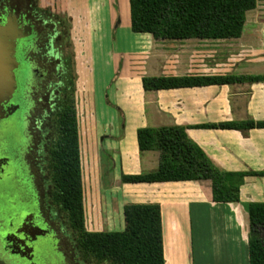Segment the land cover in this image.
Wrapping results in <instances>:
<instances>
[{
    "label": "crops",
    "instance_id": "1",
    "mask_svg": "<svg viewBox=\"0 0 264 264\" xmlns=\"http://www.w3.org/2000/svg\"><path fill=\"white\" fill-rule=\"evenodd\" d=\"M88 9L93 31L88 37L87 31L85 37H72L74 48L85 43L90 64L104 65L94 45L104 35L114 54V67L118 66L119 57L124 68L129 56L130 66L141 69L137 102L124 106L129 121L124 132L119 133L117 123L116 130L94 133L91 129L81 135L88 157L85 165L91 167L93 180L88 188L93 191L89 196L92 206L85 222L109 231L117 225V219L123 225L126 205L158 204L165 264H250L248 205L264 202V176L245 177L239 202H215L210 180L124 184L121 177L155 171L159 166L158 151L139 150V128L174 125L185 126L189 137L220 169L264 172V128L196 127L264 121V82L160 91H145L142 86L145 76L264 75V0H258L257 7L247 13L242 36L227 40H157L149 33H135L131 29L129 0H88ZM68 46L77 62L71 42ZM80 55L87 57V52L81 51ZM133 105L136 109L131 108ZM129 125L133 127L130 129ZM82 149L81 145V155ZM94 185L103 186L106 194L94 190ZM143 189L151 191L150 197L141 194ZM85 191L84 186V197ZM122 191L129 196L122 198Z\"/></svg>",
    "mask_w": 264,
    "mask_h": 264
},
{
    "label": "trees",
    "instance_id": "2",
    "mask_svg": "<svg viewBox=\"0 0 264 264\" xmlns=\"http://www.w3.org/2000/svg\"><path fill=\"white\" fill-rule=\"evenodd\" d=\"M131 29L157 40H227L243 34L247 13L258 0H129ZM7 15V14H6ZM3 16V18L6 17ZM70 46V45H69ZM64 54L60 78L54 83L52 104L40 128L45 146V171L50 174L48 195L66 212L76 233L77 250L87 259L106 264H165L161 208L158 204L124 207L125 230H86L81 140L75 99L73 55ZM264 82V75L145 76V91L194 88L210 85ZM46 124L43 129L42 125ZM197 128L250 130L264 128V121H232L198 125ZM141 152L158 151L159 166L142 174H123L124 184H154L210 180L215 202H239L247 176L264 172H229L217 167L194 142L185 126L141 127L137 130ZM250 217L249 263L264 264V202L248 205Z\"/></svg>",
    "mask_w": 264,
    "mask_h": 264
},
{
    "label": "flooded vegetation",
    "instance_id": "3",
    "mask_svg": "<svg viewBox=\"0 0 264 264\" xmlns=\"http://www.w3.org/2000/svg\"><path fill=\"white\" fill-rule=\"evenodd\" d=\"M0 3L3 4L0 23H4L3 16L12 11L17 15L23 30L30 28L17 43L20 62L16 71L18 88L12 101L5 106L14 112L6 120L22 115L28 123L34 109L52 104L50 96L54 91V83L60 78L62 59L68 50L62 43L63 33L56 10L32 4L27 10H20L11 8L10 0H0ZM41 120L36 119V122ZM36 131L40 137V128L31 133L27 130L26 136H22L17 141L18 145L13 146L0 127V180L9 177L25 183L29 188L23 198V203L27 205L23 210L20 211L19 202H15L14 198L9 199L7 217L0 220V252L24 264H40L39 257H42V262L49 264L46 257L56 250L64 264H85L90 258H85L80 252L79 263L69 257L72 249L77 248V243L67 230L66 212L48 195V181L43 167H40L45 163L41 161L45 146L40 144L41 139L35 142ZM29 151L35 152L31 160L26 159ZM12 168L23 169L22 176ZM39 182L43 183V187ZM0 264L7 263L0 257Z\"/></svg>",
    "mask_w": 264,
    "mask_h": 264
},
{
    "label": "rangeland",
    "instance_id": "4",
    "mask_svg": "<svg viewBox=\"0 0 264 264\" xmlns=\"http://www.w3.org/2000/svg\"><path fill=\"white\" fill-rule=\"evenodd\" d=\"M11 8H18L20 10H27L29 5L33 6H42L47 8H52L56 10L58 14V21L60 23V29L63 33V46L66 44H72L74 53L77 56V62L73 59L74 69H75V99L76 106L78 112V123H79V132H80V140L81 135L90 132H96L97 130H108L115 129L116 124L118 123L119 133L122 134L124 132V126L127 127L129 124L127 109L124 107L128 103L135 104L138 99L137 94V79L139 78L138 70L141 69L138 65L130 66V57L127 56L125 58V67L121 66L120 58L117 59V67L112 65L114 59V54L106 40L105 36H100L96 39L95 48L99 50V60L100 63L104 65L92 66L90 64L89 55L90 52L88 48L85 46L86 44L80 42L82 45L80 48H74V42L72 37L74 36H82L85 37V32L87 31V37L93 31L94 24L89 21L88 15V0H10ZM3 4L0 3V10H2ZM105 10V9H104ZM55 12V11H54ZM108 10H106V15ZM127 16V14H126ZM56 19V20H57ZM88 22V25H86ZM105 28V26H104ZM90 36V35H89ZM81 51L87 52V57L80 55ZM89 52V54H88ZM122 62V60H121ZM124 62V61H123ZM127 62V63H126ZM135 62V61H134ZM140 63V62H135ZM107 64V65H106ZM120 107H119V105ZM42 105V104H41ZM106 105V106H105ZM41 108H36L32 112L31 118L27 121L24 120L22 115H16L15 117L9 120H3L1 124V128L6 135V138L9 142L14 146L18 145V142L22 136H26V131L29 130L31 133L33 130H36L40 126L42 117H45V110H49V106H39ZM136 109V105L133 107ZM93 118L92 120H88V118ZM36 119L41 120L36 122ZM113 125V128L111 127ZM46 124L43 122V129L46 128ZM133 125H129L128 128L131 129ZM36 135L35 142L38 143L40 140L39 132L36 131L34 133ZM84 137V136H83ZM26 142V141H25ZM82 145V174H83V183L85 186V196L84 197V208H85V218L88 219L90 214V209L92 206V202L89 201L90 194L92 195L90 185L93 183L92 180V169L89 165H85L86 162V153L84 151V141H81ZM35 154L33 151H29L28 155H26L27 160H31L32 154ZM88 158V157H87ZM25 159V160H26ZM17 174L22 176L23 169H15ZM44 170H47L44 167ZM45 178L46 181H50V174L46 172ZM41 183V187H43V183ZM47 186V185H46ZM92 186V185H91ZM144 187H148L149 185H142ZM25 183L17 182L9 177H4L0 180V220H3L7 217V213L9 211V199L14 198L15 202H19L20 211L26 208V204L23 203V198L28 193L29 188ZM99 193L106 194L103 186L94 185L92 187ZM150 190L143 189L141 191L142 195L150 197ZM119 193V192H118ZM125 193V192H124ZM123 191L120 193L121 197H125ZM116 195L117 192H114ZM110 196V194H109ZM52 199V198H51ZM123 213H121L122 215ZM124 220V217H123ZM67 230L70 234L73 235V239H76L75 232L71 229L67 222ZM109 231H124L125 230V221L123 225L120 223V219H117V225L112 226ZM86 230L89 232H102L105 230L104 227L101 226H93L86 222ZM1 247V242H0ZM70 250V249H69ZM79 251L76 249H72V254L69 255L71 260L74 259L79 263ZM0 257L7 264H24L21 260L8 257L6 254H2L0 252ZM39 259L40 264H46L42 262V257ZM46 259L49 264H64L63 260L60 258L58 251H53L51 254L47 255ZM72 261V262H73ZM82 262V261H81ZM76 264L75 262H73ZM85 264H106L104 262H99L93 257L90 260H87Z\"/></svg>",
    "mask_w": 264,
    "mask_h": 264
},
{
    "label": "water",
    "instance_id": "5",
    "mask_svg": "<svg viewBox=\"0 0 264 264\" xmlns=\"http://www.w3.org/2000/svg\"><path fill=\"white\" fill-rule=\"evenodd\" d=\"M28 29L21 28L17 15L12 11L6 15L5 22L0 23V127L1 122L14 113L5 106L12 101L18 88L16 71L20 62L17 43L27 35Z\"/></svg>",
    "mask_w": 264,
    "mask_h": 264
}]
</instances>
